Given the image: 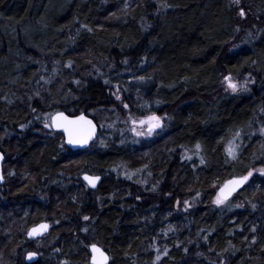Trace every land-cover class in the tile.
Listing matches in <instances>:
<instances>
[{"label":"trees","instance_id":"obj_1","mask_svg":"<svg viewBox=\"0 0 264 264\" xmlns=\"http://www.w3.org/2000/svg\"><path fill=\"white\" fill-rule=\"evenodd\" d=\"M241 7L246 25L231 0H0V140L14 144L25 194L9 193L18 204L0 227V264H25L23 228L43 218L58 220L37 243L55 264H88L87 242L108 250V264H264V176L212 202L213 181L264 168V0ZM246 72L247 91H219L223 74ZM122 105L165 112L162 135L138 146L119 136ZM56 110L91 115L98 138L70 151L45 129L42 115ZM100 119L113 130L95 149ZM80 171L102 175L90 208ZM80 214L83 226L70 218Z\"/></svg>","mask_w":264,"mask_h":264},{"label":"rangeland","instance_id":"obj_2","mask_svg":"<svg viewBox=\"0 0 264 264\" xmlns=\"http://www.w3.org/2000/svg\"><path fill=\"white\" fill-rule=\"evenodd\" d=\"M232 1V3H233V0H231ZM233 4H235V3H233ZM235 6H236V8H238L237 10H238V13H240V10L242 9V7H241V0H240V3L239 4H235ZM239 15V14H238ZM240 16V15H239ZM245 18V16L244 17H241L240 16V20L242 21V24H244V25H246L247 24V22H248V19H244ZM246 31L244 30V28L241 26V28H239V30H238V35L236 36V38H235V40L238 38V37H240L243 33H245ZM234 41V40H233ZM233 43V42H232ZM225 76H228V74H223L222 75V78H221V81H220V92H222V93H232L230 90H227L226 91V83L224 82V77ZM230 76L232 77V79L234 80V81H237V82H244L246 79L247 80H249V83L247 84V86H249V85H251L252 83H253V79H254V77H252V75L251 74H249V72H246V74H235V75H231L230 74ZM239 92H244V91H239ZM238 93V92H237ZM123 107L121 108V110H122V112H123V114H122V128H121V130L122 131H120V132H118V135L119 136H123V137H125V138H127L128 140H129V143L130 144H132L133 146H138V145H143V144H145V143H147L148 145L150 144V142H152V141H154V139L157 137V136H161L162 135V131L164 130V127H165V125H166V120H167V114L164 112V113H160V114H156V113H148V114H142V115H139V114H133V113H131V112H129V110H128V108L127 107H125V105H122ZM53 112V111H52ZM52 112H46V113H44V115H42V118L44 119V121H48V124H49V116H50V114L52 113ZM95 112V111H94ZM152 115H156V116H159V117H161L162 118V128H160V129H157L151 136H147V135H145V136H137L133 131H132V129H133V127H135L137 130H144V131H146V126H144L143 128H141V126L139 125V123H137V124H133L132 123V121L133 120H136V121H139V120H143V119H145V118H147V117H149V116H152ZM101 120V122H100V125L102 126V128H103V132H102V134L100 135V136H102V139L103 140H101V139H99V140H97V142H96V147H95V149L97 148V147H99V146H103V142L102 141H104V140H106V139H108V138H110V134H112L111 133V131L110 130H113V128L111 127V126H109V125H107L106 124V122L105 121H103V119H100ZM260 123H262V124H264V122H260ZM44 125H45V123H44ZM260 127H262L261 125L259 126V127H256V133H258L259 134V132H258V129L260 128ZM47 128H49L50 129V127H45V129L48 131V129ZM260 135V134H259ZM250 136V135H249ZM261 136V135H260ZM101 138V137H100ZM4 139H1L0 140V146L3 144L5 147H6V149H7V152L5 153L6 154V157H7V163H6V169H7V178H8V185L7 186H5L3 189H0V211L2 212V207H3V205H4V203L8 200V198L9 197H7V196H5L6 195V191L7 190H9V191H11V192H14L12 195H15V196H17L18 198H21L22 196H24L25 194L23 193V192H19L18 190L21 188V182H22V178L19 176V173H18V171H17V168H18V166H17V160H16V151H14V147H13V143H11V142H4L3 141ZM106 142V141H105ZM1 148V147H0ZM184 152H186V151H184ZM183 154V153H182ZM145 162V161H144ZM145 164H146V162L143 164V165H141L140 167H139V169H138V171L137 172H140L144 167H145ZM257 169H260V168H256V169H250L249 171H253L255 174L257 173H259L258 171H255V170H257ZM81 172H83V171H80L79 173H81ZM115 172H118L119 174H120V178H124L125 176H127V177H130L131 175L130 174H128L127 173V171H125V170H121V169H116V170H114V173ZM78 173V175L80 176V174ZM89 173H91V172H89ZM248 174V173H247ZM72 175H75V173H72ZM142 178H143V176L142 175H140ZM146 176V175H145ZM231 176H233V175H229L228 177H231ZM227 177V178H228ZM32 178H33V175H32ZM260 178L261 177H258V175H256L255 177H250L249 178V186H251V185H254V187H256L257 188V186H258V184H259V181H260ZM108 179H110V180H113V181H115V179H116V177L114 176V175H108ZM226 179V178H225ZM132 180H136V179H134V176L132 177ZM144 181H148V178H147V176L144 178ZM218 180H216V181H213L212 182V184L215 186V196H214V199H213V201L212 202H214L215 201V199H216V197H217V193H216V191H217V188L221 185V183H222V180L220 181V183L219 182H217ZM82 183V182H81ZM76 184H78L77 182L74 184V185H76ZM82 185L84 186V188H85V190L82 192V195H83V199H84V196L86 197V199H85V202H84V206L83 207H85V208H90V205H91V203H92V201H94V199L95 200H99L100 199V197L101 196H103V194H99L98 192L96 193V192H94L93 194H91V193H88V191L87 190H89V189H87V187L82 183ZM137 186L139 185L141 188H139V189H142V188H145V183L143 182V183H141V184H136ZM212 185V186H213ZM75 187V186H74ZM144 190V189H143ZM3 191V192H2ZM39 194V193H38ZM33 195V194H32ZM5 196V197H4ZM35 196V195H34ZM10 200V199H9ZM8 200V201H9ZM52 199L49 197L48 199H47V201H46V203H47V212H49L50 211V209H51V207H49V205L52 203ZM54 201H56V199H54ZM87 202L89 203V205H87ZM178 203V202H177ZM215 204V203H214ZM11 207H13V208H15L16 207V205L14 204V205H12V204H10V208ZM15 210V209H14ZM14 210H11L12 212L14 211ZM79 213L80 212H78V214H75V215H79ZM72 216V217H70L71 219H79V222H80V226H83L82 224L83 223H85L87 220H85L84 219V217H85V215L84 214H80V216ZM18 216H20V212L18 213ZM53 222V221H52ZM58 223V220L57 219H55V221L53 222V225H56ZM25 228V227H24ZM23 228V229H24ZM83 231V230H82ZM50 256H51V251H50V249H47V250H45L44 251V261H43V264H55L54 263V261L53 260H51V258H50ZM6 257H8V255H6ZM7 264H9V261H7Z\"/></svg>","mask_w":264,"mask_h":264},{"label":"snow or ice","instance_id":"obj_3","mask_svg":"<svg viewBox=\"0 0 264 264\" xmlns=\"http://www.w3.org/2000/svg\"><path fill=\"white\" fill-rule=\"evenodd\" d=\"M233 3L239 4L240 0H233ZM164 7H168L169 5L164 4ZM239 15L241 17L245 16V12L243 9L240 10ZM86 27V26H85ZM90 30V29H89ZM71 66V64H69ZM143 79V78H141ZM224 82L226 83V91L230 90L232 93H237L239 91H247V84L249 83V80H245L244 82H237L232 79L230 75L224 77ZM76 83H79V81H76ZM107 83V81H106ZM117 99H120L119 96L116 97ZM127 107V105H125ZM261 112H264V108H261ZM132 123L135 125L139 123L141 128L146 126V131L144 130H137L135 127H133L132 131L137 136H151L157 129L162 128V118L156 115L149 116L143 120H133ZM55 127L58 129H62L65 133L68 135V143L72 145H83L87 144L88 140L92 138V135L94 133V126L92 125V121L87 120L86 117L81 114L80 116L76 117L75 119H70L68 116H65L63 113H57L54 117H52V124L49 125L47 122L45 123V127ZM23 127V125H21ZM258 132L261 136H264V126L260 127L258 129ZM241 133L237 131L233 139L228 141V144L225 148L226 154L231 159L237 158V153L239 152L241 145L236 144L235 140L240 137ZM200 144L196 145L197 150L200 149ZM188 159H191V157H188ZM201 164H204L205 161L203 158H201L200 161ZM255 171H258L261 176H264V168L257 169ZM254 175L253 171H249L247 175L236 179L229 181L225 187L221 188L219 193L217 194V197L214 201L216 205H223L229 197L232 195L233 192H235L238 188L241 187V185L245 184L250 177ZM131 178V177H129ZM3 179V176H0V180ZM100 179L98 176H89L85 175L84 180L88 182V184L91 187H96V182ZM199 195V193H197ZM186 206H190L188 201L184 202ZM237 207H242V205H237ZM252 207H255L253 204ZM85 220L89 219V217L85 216ZM49 225L48 224H40L38 226L33 227L29 232V237H36L39 235H42L48 230ZM253 231H255V228H253ZM253 242H255V237L253 238ZM92 252L98 253L99 255H93L92 257V264H107L108 257L103 253V251L96 247V245H92ZM59 251V250H57ZM165 254H167V251L165 250ZM36 256V253L29 252L27 255V258L29 260H32ZM157 260L160 259V256L158 255L156 257ZM66 264V262H65ZM221 264H223V261H221Z\"/></svg>","mask_w":264,"mask_h":264},{"label":"flooded vegetation","instance_id":"obj_4","mask_svg":"<svg viewBox=\"0 0 264 264\" xmlns=\"http://www.w3.org/2000/svg\"><path fill=\"white\" fill-rule=\"evenodd\" d=\"M0 151L4 155V160H3L2 166H1L3 179H2V182L0 183V189H3L5 186L8 185L7 184L8 183V178H7V173H6L7 172V169H6L7 157H6V154H5V152L3 150L0 149ZM84 173H87V172L83 171V172L80 173V176H79V179H80V181L82 183H83V181H82L81 176ZM87 189H89V188H87ZM9 193H10V191L7 190L6 191V195H5V196L9 197L8 200L10 199ZM8 200L4 203V205L2 207V212L0 211V227L3 226V225H5L8 221H10V216L14 212V211L13 212L11 211V210H13L12 209L13 207L10 208V204L11 203H10V200L9 201ZM12 202H14V204H18L17 200H12ZM41 221H46V222L49 223V225H50L49 231L46 234L41 235L39 237H36L34 239L28 238L27 237V231L29 230V228L32 227V226H34V225H36L37 223H39ZM52 228H53V222L50 221L49 219H44V218L43 219L36 220L33 223H30L27 226H25L24 232H23V239H24V241L26 243H25V246L23 247V249L20 250L21 251V256H22V261L25 264H30V263H33V262H36V261H41V263L43 264V261H44V251H43L42 248H40L39 246H37V243L41 239H44L46 236L50 235L49 232H50V230H52ZM29 252L36 253V256L32 260H29L27 258V255H28ZM88 262H89V256H88ZM18 263H19V261H17L14 264H18Z\"/></svg>","mask_w":264,"mask_h":264},{"label":"water","instance_id":"obj_5","mask_svg":"<svg viewBox=\"0 0 264 264\" xmlns=\"http://www.w3.org/2000/svg\"><path fill=\"white\" fill-rule=\"evenodd\" d=\"M57 113H63L65 116H68L70 119H75L76 117H78V116H80L81 114H83V115L86 117L87 120L92 121V125L94 126V129H95V130H94V133H93V135H92V138L88 140L87 144H83V145H72V144H69V143L67 142V141H68V135H67V133H65L62 129H58V128H55V127H51V126H50V128H51L52 130H54V131H59V132L62 134L63 142H64V144L66 145V147L69 148L70 150H72V151L85 150V149H86L87 147H89V145H90V144H91V143L97 138V136H98V134H99V128H100V127H99L98 123L95 121V119H94L92 116L88 115V114L85 113V112H80V113H76V114H68V113H66L65 111L58 110V111L53 112V113L50 115V118H49L50 125L52 124V117H54ZM3 160H4V155H3V153L0 151V176H2V168H1V166H2V162H3ZM85 175H89V176H98V177H100V179L96 182V187H91V186L88 184V182L84 180V176H85ZM246 175H247V174H246ZM243 176H245V175H234V176H231V177L226 178L225 180H223V182L221 183V185L217 188L216 193L218 194L219 191H220V189L223 188V187H225V185H226L229 181L239 179V178H241V177H243ZM81 178H82L83 183L87 186V188H89V189H91V190H95V189H97L98 186H99L100 183H101V180H102L101 176L96 175V174H90V173H84V174H82ZM1 182H2V180H0V183H1ZM245 184H246V183H245ZM245 184L241 185V187L238 188L235 192H233L232 195H231L229 198H231L235 193H237V192H238V191H239V190H240ZM40 224H48V225H49L48 222H46V221H41V222L37 223L36 225L30 227L29 230L27 231V237H28V238H30V239H34V238H36V237L41 236V235L36 236V237H29V236H28V232H29L33 227L38 226V225H40ZM49 229H50V225H49V227H48V230H47L45 233H43L42 235L46 234V233L49 231ZM92 245H96V244H92ZM92 245H90V246L88 247V251H89V264H92V257H93V255H97V256L99 255L98 253H93V252H92V248H91ZM96 247L99 248V249H101V250L103 251V253L108 257L107 252H105L100 246L96 245ZM108 262H109V258H108V260H107V264H108Z\"/></svg>","mask_w":264,"mask_h":264},{"label":"bare ground","instance_id":"obj_6","mask_svg":"<svg viewBox=\"0 0 264 264\" xmlns=\"http://www.w3.org/2000/svg\"><path fill=\"white\" fill-rule=\"evenodd\" d=\"M90 146H91V144H90ZM89 146V147H90ZM89 147H87L86 149H88ZM20 164H18V162H17V166H19ZM91 173H93V174H96V175H99V176H101L102 177V175L101 174H98V173H96V172H91ZM92 244H96V245H98V246H100L105 252H107V254H108V258H109V261H110V254H109V252H108V250L106 249V248H104L102 245H100V244H98V243H96V242H87L86 243V249H87V254L89 253V251H88V247L90 246V245H92ZM89 256V255H88ZM54 258V256L52 255V259ZM66 259V258H65ZM58 261V264H63V262H64V260L62 259V258H60V260L58 259L57 260ZM89 263V262H88ZM109 263V262H108Z\"/></svg>","mask_w":264,"mask_h":264}]
</instances>
